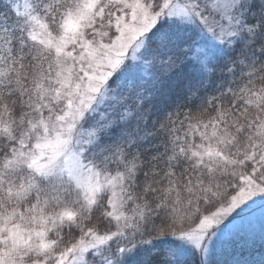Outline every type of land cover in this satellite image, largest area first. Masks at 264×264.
Wrapping results in <instances>:
<instances>
[{
	"label": "snow or ice",
	"instance_id": "obj_1",
	"mask_svg": "<svg viewBox=\"0 0 264 264\" xmlns=\"http://www.w3.org/2000/svg\"><path fill=\"white\" fill-rule=\"evenodd\" d=\"M0 264H264V0H0Z\"/></svg>",
	"mask_w": 264,
	"mask_h": 264
}]
</instances>
